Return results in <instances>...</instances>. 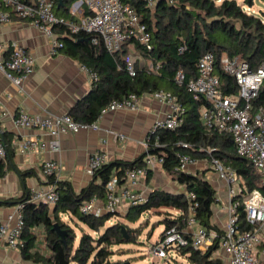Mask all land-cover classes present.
I'll return each instance as SVG.
<instances>
[{
    "label": "trees",
    "instance_id": "trees-1",
    "mask_svg": "<svg viewBox=\"0 0 264 264\" xmlns=\"http://www.w3.org/2000/svg\"><path fill=\"white\" fill-rule=\"evenodd\" d=\"M76 1L56 0V15L61 11L62 16L59 17L74 20L69 16L66 4L71 5ZM122 1L136 11L150 33L149 50H145L130 37L118 52L109 54L101 40L92 43V38L96 37L94 35L84 32L74 34L63 27L55 28L60 34L58 41L61 47L58 52L75 60L97 77L92 82L90 91L76 103L69 115L78 123L90 124L98 119L102 109L112 101L123 100L131 94L142 97L157 90L173 93L184 110V122L173 130L160 131L157 139L159 148L153 147L154 140L151 138L147 153L163 158L162 170L183 185L185 193L172 194L153 190L144 203L128 206L124 213L94 217L79 212L81 202L94 196L105 199V185L112 176L117 178L118 185H122L127 172L143 165L146 152L133 161L106 162L79 193H75L67 182L48 177L57 194V201L52 208L45 203L31 202L28 195L13 200L14 204L22 206L24 227L19 250L22 258L29 264H128L129 260H111L112 256L119 255L113 248L121 249L124 245L137 243L141 232L140 218L148 216L151 211L159 213V208L178 211L177 215L168 214L170 216L162 220L163 231L159 241L171 227L184 228L191 207L199 226L221 234L211 223V206L216 201L215 190L202 176L178 171V157L181 155L189 156L194 161L206 159L210 162L211 158H215L242 181L239 196L232 199L236 203L235 210L241 230L252 229L246 222L243 204L249 194L257 190L264 198V187L260 185L258 173L245 159L235 154L231 136H219L201 125L199 110L206 102L203 99H193L184 86L179 87L173 81L178 70L183 71L185 81L196 77L198 60L206 52L213 55L216 65L226 55L229 58H239L251 69L257 68L264 62V11L257 15L247 13L235 0H221L219 3L215 0H172L171 4L159 0L152 8L148 7L145 0ZM244 2L248 7L252 6V0ZM129 46L153 65L157 64V73L136 68L134 77L128 75L124 68V56ZM216 70L223 92L235 93L237 88L233 79L221 69ZM253 107H264V80L253 101ZM2 143L6 147V155L4 159L0 158V179L5 176L6 160L12 155L9 145L4 140ZM24 174L29 175L30 171ZM150 174L151 171H148L146 177ZM188 194H192L193 199H189ZM0 204L6 205L8 201ZM62 215L67 217L68 222L61 219ZM112 218H122L125 223L106 224ZM70 223L78 228V237ZM135 223L138 226L130 225ZM54 224L65 232L64 240L53 229ZM37 229L43 231L46 254L40 253L35 246L34 231ZM171 249H174V254L179 252L181 256H185L187 264H223L221 259L213 257L218 249L216 243L204 251L195 250L189 245ZM171 249L165 250L166 257L171 254Z\"/></svg>",
    "mask_w": 264,
    "mask_h": 264
},
{
    "label": "built area",
    "instance_id": "built-area-1",
    "mask_svg": "<svg viewBox=\"0 0 264 264\" xmlns=\"http://www.w3.org/2000/svg\"><path fill=\"white\" fill-rule=\"evenodd\" d=\"M56 0H34L25 2L22 0H0V24L8 22L11 16L21 20H28L44 36L50 39L51 56H55L61 44L55 39L54 29L63 27L70 33L84 32L94 35L92 43L101 40L105 50L109 54L118 52L122 44L133 37L145 50L151 48V35L136 11L122 0H77L72 10L73 15H79L77 20L62 18L54 13ZM159 0H145L148 7L152 8ZM168 4L172 0H162ZM83 9V10H82ZM182 48L180 49V51ZM5 52V57H0V71L16 87H21L26 77L35 69L34 59L27 54L21 45L12 42L6 45L0 44V54ZM145 59L133 52L124 56L125 71L131 77L136 74V68L145 67L147 71L157 73L159 66L151 62L145 63ZM91 83L96 80V75L81 66ZM217 68L231 77L236 86V92L226 94L222 90V83L217 74ZM264 80V62L257 68L251 69L246 62L237 57L229 58L223 55L216 65L210 52L204 53L197 63V76L185 81L182 70L175 72L173 81L177 86H184L186 92L193 99H203L206 105L199 110L201 125L209 132L219 136L229 135L232 138L235 154L245 159L258 173L260 185L264 187V107H253V101L257 97ZM158 104L165 106L167 112L161 119H156L149 129L141 145L146 155L143 165L126 173L125 182L118 185L117 178L112 176L105 185V202L102 207L96 205V198L92 197L79 205V212L83 215L99 217L103 214H115L123 207L142 204L146 201L142 195L134 190L141 178L146 177L148 171H152L163 163L161 156L148 154L151 138L152 145L159 148L158 134L162 130H173L183 124V108L177 97L165 90H157L149 94ZM140 97L131 94L123 100L110 102L102 111L98 119L90 124H81L69 114L60 116L40 117L30 115L24 111L18 112L12 118V124L19 129H40L51 136L61 134H74L79 130L98 128L97 121L107 112L139 110ZM0 115V119L1 116ZM120 141L124 140L122 134H113ZM44 146L40 145V149ZM28 149H37L35 141L21 142L18 151L23 153ZM52 152L59 150L57 141L49 143ZM6 147L0 141V158L4 159ZM178 171L185 172L186 168L195 161L186 155L178 157ZM106 163L105 156L96 152L90 156L86 172L93 176L94 173ZM211 165L220 179L228 186L227 218L221 234L216 231L206 230L199 226L193 217V208L189 209V215L184 222V228L176 226L166 230L163 237L152 250L155 256L165 257L166 249L172 247L191 246L195 250L204 251L214 243L227 257L228 264H260L256 256V247L264 234V198L259 191H252L244 201L246 222L252 226L250 230H241L236 215V203L232 202L235 193L236 174L219 160L211 158ZM60 165L55 161H44L41 171L45 177H56L60 172ZM239 194L241 188L237 186ZM193 199L192 194H188ZM33 203H45L53 206L57 201V194L53 187L47 191H36L30 195ZM8 221H14L13 225L0 223V244L10 248H18L21 244V234L24 227L22 206L17 205L15 213L8 216ZM195 227V228H194ZM194 228L188 232V229ZM187 236L189 238H187Z\"/></svg>",
    "mask_w": 264,
    "mask_h": 264
},
{
    "label": "crops",
    "instance_id": "crops-1",
    "mask_svg": "<svg viewBox=\"0 0 264 264\" xmlns=\"http://www.w3.org/2000/svg\"><path fill=\"white\" fill-rule=\"evenodd\" d=\"M74 4L75 2L66 6L69 16L77 20L79 15L72 14ZM56 11L54 7L55 14ZM57 16H62L61 11L57 12ZM54 35L56 40L60 39L57 29L54 30ZM12 42L21 45L34 59L35 69L24 79L21 87L13 85L0 71V115L3 114L0 119V141L4 140L12 151L11 157L6 160V174L0 179V202L8 201L6 205L0 204V223L9 225H13L14 221L9 222L8 216L15 213L17 206L13 200L30 196L36 191H47L53 187L48 177L42 174L41 164L44 161L57 162L61 170L56 180L67 182L75 193H79L92 179V176L86 172L90 156L100 152L105 156L106 162L133 161L144 153L141 143L152 124L156 119L163 118L167 112L165 106L155 102L150 95H144L139 99L138 111L104 113L97 121L96 130H79L74 134L54 137L40 129L15 128L11 120L20 111L40 117L70 114L76 103L90 91L92 83L80 64L60 52L51 56L50 39L40 33L30 21L21 20L13 15L8 22L0 24V44L6 45ZM128 52L140 55L131 46L128 47ZM0 57L4 58L5 52L1 53ZM145 60L146 64L150 62ZM140 69L146 68L140 67ZM116 133L122 134L124 140L116 139L113 135ZM23 141H35L37 149L19 152L18 148ZM52 141H57L59 145V150L56 152L49 149V143ZM40 145L44 148L40 149ZM204 162L206 159L197 160L186 168L185 173L202 176L215 190L216 201L211 206V223L222 232L230 205L228 186L219 178L211 163L210 169L203 173ZM27 171H30V174L23 175ZM175 182L177 181L172 175L158 166L151 171L149 177L141 178L134 190L145 199L153 190L172 194L185 193V187ZM94 197L96 205L102 207L105 199ZM126 209L127 207H123L119 212L124 213ZM177 214L178 211L172 215ZM194 228L188 229V232L193 231ZM34 233L36 248L39 240L46 251L43 231L37 229ZM263 240L264 234L261 235L260 242ZM219 253L224 260L223 264H228L226 255L220 250ZM256 256L262 260L264 250L260 253L256 250ZM0 264H29V262L22 258L19 247L10 248L0 244Z\"/></svg>",
    "mask_w": 264,
    "mask_h": 264
},
{
    "label": "rangeland",
    "instance_id": "rangeland-1",
    "mask_svg": "<svg viewBox=\"0 0 264 264\" xmlns=\"http://www.w3.org/2000/svg\"><path fill=\"white\" fill-rule=\"evenodd\" d=\"M220 1L221 0H215L216 3H219ZM235 1L237 2V4L242 6L247 13H252L257 15L258 13L264 11V2L261 0H252L251 7H248L245 4L244 2L245 0H235ZM196 162L197 160L195 161V163ZM203 164L205 168L202 172L205 173L210 169L211 165L210 162H208L207 160ZM241 183L242 181L238 177H236L234 184L236 195L233 197V199L234 198L236 199V197L239 196L240 190L237 189L238 188L237 186L240 187ZM175 184H177V182H175ZM158 211L159 213H154L153 211H151L150 214H148V216L143 215L140 218L139 222H141V232L137 238L138 242L132 245H124L121 247V249L113 248L115 253L119 255L112 256L111 257L112 261L129 260L128 264H187L185 260V256H181L179 252L177 254H174V249L170 250L171 254L168 257L166 256L160 257L154 255L152 248L158 244L159 237L163 231L162 220L165 219L166 217H169L170 215L168 214L177 213L176 210L171 208H159ZM61 219L65 222H68L66 216L62 215ZM115 222L125 223V220L122 218H112L106 224H112ZM70 224L74 227L75 233L78 237L79 236L78 228H76L75 225H73L72 223ZM130 225L134 227V226H138V223L130 224ZM82 227L85 232H88V229L86 227L84 226ZM90 234L92 236H95V234L92 232ZM37 250H39L40 253L46 254V251L44 250V246L39 240L37 242ZM256 250H258L259 253L264 250V240L257 245ZM213 257L219 258L222 260V262H224V260L221 257V254L219 253V249H217L213 253ZM258 260L260 264H264V258H262V260L258 258Z\"/></svg>",
    "mask_w": 264,
    "mask_h": 264
},
{
    "label": "water",
    "instance_id": "water-1",
    "mask_svg": "<svg viewBox=\"0 0 264 264\" xmlns=\"http://www.w3.org/2000/svg\"><path fill=\"white\" fill-rule=\"evenodd\" d=\"M53 229L57 232V234L61 237V239L64 240L65 232L64 231H61L59 229L58 225H56V224H54Z\"/></svg>",
    "mask_w": 264,
    "mask_h": 264
}]
</instances>
